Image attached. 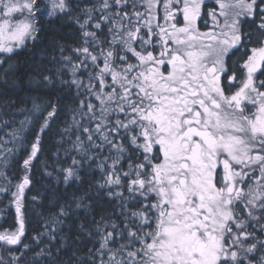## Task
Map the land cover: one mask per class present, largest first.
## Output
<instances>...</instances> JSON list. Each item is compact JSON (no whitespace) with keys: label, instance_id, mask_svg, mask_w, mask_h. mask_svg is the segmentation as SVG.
<instances>
[{"label":"snow or ice","instance_id":"6c2138e0","mask_svg":"<svg viewBox=\"0 0 264 264\" xmlns=\"http://www.w3.org/2000/svg\"><path fill=\"white\" fill-rule=\"evenodd\" d=\"M45 21L76 38L28 91L73 94L59 134L75 155L43 163L63 187L42 195L33 170L68 97H29L19 127L0 119V212L15 222L0 264H264V0H0L4 107Z\"/></svg>","mask_w":264,"mask_h":264},{"label":"trees","instance_id":"16d2710c","mask_svg":"<svg viewBox=\"0 0 264 264\" xmlns=\"http://www.w3.org/2000/svg\"><path fill=\"white\" fill-rule=\"evenodd\" d=\"M76 38V30L73 27H69L64 25L62 22L49 23L45 21V29L42 35V38L38 45L34 49H30L28 51L22 52L19 56L15 57L12 61L13 65H15L18 69V74L21 77L22 83H20L18 89H12L7 91V96L4 98H8L10 100H16L17 104L15 108H7L0 103V119L11 121L14 127H19V121L24 119V116L27 114L20 113L16 111V108H31L32 102L29 97L39 96L40 99L37 101L38 103H43L46 99H51L54 102L56 101L57 96H67V99L60 100V105H66L67 107L64 109L63 114L61 115V119L53 124L51 132L47 134L44 142V155L42 157V162L33 170V176L35 177L34 183L35 188L42 195L51 196V189H55L57 187L62 188L63 186H58L55 183V180L52 177H48L44 175L43 163L47 162L49 167L47 171H52V166L56 165V161L59 159L60 161L66 160V157L61 155L60 157H56L54 153L60 151L64 152V149H68L75 155L74 150L71 147V144L67 142V138H65V142L63 146H61V137L60 131L65 127L66 124H71V109L75 107L73 102V94L71 92L65 93H54L50 95H46L48 90L42 91L40 93L29 92L27 86V73L31 72L37 65L44 66L47 65L49 68L52 65L48 62L50 59V54L58 55L53 52V49L57 44L60 45H73L74 39ZM67 78V77H66ZM5 89L2 85H0V92H4ZM3 98H0L2 100ZM24 100L25 103L21 104L20 101ZM11 131V129H8ZM2 135V133H0ZM73 139H75L73 137ZM58 166V165H56ZM19 165H11L8 170V176L13 178V183H15V176L20 175ZM99 172H95L93 174V178L99 179ZM0 183H4L2 179H0ZM14 190V189H13ZM74 189H70L71 192ZM35 195V192L32 193ZM62 194V193H61ZM0 209L5 207L7 204V198L4 196H0ZM107 200H101L98 204L97 211H100L101 208L107 207ZM14 209L7 210L5 212H0V231L4 229H12L14 227ZM98 218V217H97ZM33 227H38V224L33 223ZM35 231L32 232V235H35ZM31 243L30 237L26 241ZM70 252L64 254V259L68 258ZM31 253H26V258H30ZM7 258V257H6Z\"/></svg>","mask_w":264,"mask_h":264},{"label":"flooded vegetation","instance_id":"af4514ba","mask_svg":"<svg viewBox=\"0 0 264 264\" xmlns=\"http://www.w3.org/2000/svg\"><path fill=\"white\" fill-rule=\"evenodd\" d=\"M160 15L162 16L163 15V8L162 10L159 11ZM209 26H211V20L209 19Z\"/></svg>","mask_w":264,"mask_h":264},{"label":"rangeland","instance_id":"374dc122","mask_svg":"<svg viewBox=\"0 0 264 264\" xmlns=\"http://www.w3.org/2000/svg\"><path fill=\"white\" fill-rule=\"evenodd\" d=\"M160 10H162V7L159 9V11H160ZM202 30H203V28H202Z\"/></svg>","mask_w":264,"mask_h":264}]
</instances>
